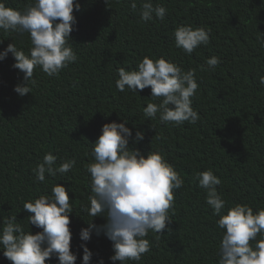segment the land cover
<instances>
[{
    "label": "trees",
    "instance_id": "trees-1",
    "mask_svg": "<svg viewBox=\"0 0 264 264\" xmlns=\"http://www.w3.org/2000/svg\"><path fill=\"white\" fill-rule=\"evenodd\" d=\"M6 7L24 11L32 0H0ZM77 23L71 33V45L78 60L49 77L37 68L32 92L20 97L14 87L23 82V74L14 69L13 56L0 61V221L17 215L28 231L22 209L27 201L50 194L57 183L69 191L74 212L70 215L72 251L76 264H82L84 243L80 230L92 217L83 213L90 204V174L86 166L93 162L94 143L106 123L127 121L132 130L129 148L147 156L159 152L171 164L184 184L174 190L172 222L163 234L149 231L146 239L151 250L141 261L129 264H218V248L223 230L217 227L219 216L206 204V191L196 176L211 169L221 180L217 191L227 207L248 204L253 211L264 209V0H152L166 7L163 21L143 22L139 9L142 0H75ZM182 25L210 31L208 45L187 54L175 46L173 33ZM0 51L9 43L26 54L32 47L30 36L0 30ZM147 56L164 58L184 71L195 69L199 87L192 108L199 114L195 124L179 127L165 125L144 115L151 89L138 94L119 91L118 69L136 70ZM219 57L221 63L209 69L206 60ZM203 69V70H202ZM143 140L133 143L136 132ZM46 153L57 156V165L75 159L66 174L45 176L43 183L33 169ZM227 208L225 209V212ZM94 223H106L97 217ZM33 233L40 229L30 226ZM86 246L92 251V264L103 260L112 264V242L103 234H92ZM0 264H11L0 252ZM46 264H58L56 258ZM119 264V262H116Z\"/></svg>",
    "mask_w": 264,
    "mask_h": 264
},
{
    "label": "clouds",
    "instance_id": "clouds-1",
    "mask_svg": "<svg viewBox=\"0 0 264 264\" xmlns=\"http://www.w3.org/2000/svg\"><path fill=\"white\" fill-rule=\"evenodd\" d=\"M75 0H32L24 11L6 7L0 2V30L22 36L28 33L32 47L26 54L9 43L0 51V61L11 53L14 69L23 74V82L14 91L23 97L32 92L36 84L34 71L39 68L47 76H59L63 69L78 60L73 51L71 33L77 23L74 9L80 10ZM131 9L137 10L136 0ZM167 9L152 0H142L139 9L143 22L154 18L163 21ZM175 46L191 54L198 47L208 45L210 31L202 27L182 25L175 29ZM264 47V36L258 37ZM3 43V40H0ZM209 69L221 63L219 57L206 60ZM203 70V69H202ZM116 87L138 94L151 89V98L158 103H148L144 115L155 119L159 114L162 124L179 127L185 122L195 124L199 114L192 108V98L199 87L195 69L184 71L180 66L164 58L145 56L136 70L118 69ZM264 86V76L259 77ZM127 121L106 123L101 134L92 143L93 162L86 166L90 174L92 195L90 204L82 205L83 213L92 219L80 230L83 249L82 264H92L93 253L86 246L92 234H103L112 242V264H129L141 261L151 250L146 237L149 231L162 235L172 222L170 210L174 211V190L180 189L184 180L159 152L143 155L139 149L129 148L132 130ZM144 134L136 132L133 143L143 140ZM57 156L46 153L43 161L33 169L37 181L43 183L48 174L68 173L76 165L71 159L57 165ZM199 186L205 189V201L219 216L217 227L223 230L218 248V264H264V209L253 211L248 204L227 207V202L217 191L221 180L211 169L196 176ZM69 190L57 183L50 194H41L23 204L27 211L28 231L17 221V215H8L0 221V252L11 264H46L56 258L58 264H76L77 254L72 251L70 215L74 212ZM227 211L225 212V209ZM104 217L106 223L97 225L94 219ZM34 226L40 231L32 232ZM103 264V260L97 262Z\"/></svg>",
    "mask_w": 264,
    "mask_h": 264
}]
</instances>
